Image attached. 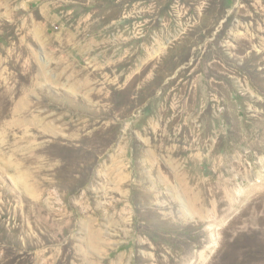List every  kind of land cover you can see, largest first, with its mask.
Masks as SVG:
<instances>
[{
    "label": "rangeland",
    "instance_id": "1",
    "mask_svg": "<svg viewBox=\"0 0 264 264\" xmlns=\"http://www.w3.org/2000/svg\"><path fill=\"white\" fill-rule=\"evenodd\" d=\"M0 264H264V0H0Z\"/></svg>",
    "mask_w": 264,
    "mask_h": 264
}]
</instances>
